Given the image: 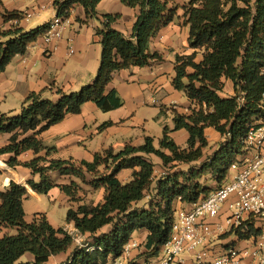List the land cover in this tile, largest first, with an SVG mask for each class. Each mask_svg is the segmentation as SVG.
I'll return each instance as SVG.
<instances>
[{
  "label": "trees",
  "instance_id": "obj_1",
  "mask_svg": "<svg viewBox=\"0 0 264 264\" xmlns=\"http://www.w3.org/2000/svg\"><path fill=\"white\" fill-rule=\"evenodd\" d=\"M100 1L55 0L54 5L58 16L70 17L72 10L81 6L88 17H95ZM121 2L138 10L132 35L126 37L114 28L120 14H103V25L96 32L102 45L101 63L91 83L71 93L59 89L57 100L32 92L18 114L0 112V134H9L8 143L0 147V158L7 156L9 167L23 166L38 176L27 180L36 193L52 201L62 193L77 204L66 216L76 233L55 227L45 212L35 213L28 221L24 206L27 186L12 180L0 191V226L14 231L0 237V264H107L122 256L136 231L147 232L141 256L153 257L169 239L179 205L187 208L223 185L232 164L246 152L243 139L260 114L264 94V0H190L184 7L185 24L194 52L176 55L173 86L183 91L193 106L188 112L172 110L174 127H164L159 147L152 137H146L138 146L97 152L93 161L52 157L56 148L44 144L39 137L42 132L66 115L80 113L87 102L103 112L122 107L119 92L109 89L115 73L164 60L161 53L150 49V43L175 20L178 5L174 0ZM21 14L4 10L3 18L7 22ZM48 26L0 29V74L16 55L24 54L42 37ZM199 52L202 59L197 61ZM227 81L233 93L223 96ZM112 124L107 121L99 128ZM209 127L222 139L205 154ZM180 129L189 134L186 147L170 135ZM29 151L34 156L20 160ZM150 155L161 159L165 174L155 175ZM126 170L131 171L128 180L120 178ZM203 178L214 184H206ZM85 185L102 191V199L87 202L81 196ZM260 232L249 225L246 232L238 229L222 238L236 235L245 239ZM78 238L82 242H77ZM26 253L32 254L33 260H23ZM61 253L66 258L52 263L51 258Z\"/></svg>",
  "mask_w": 264,
  "mask_h": 264
},
{
  "label": "crops",
  "instance_id": "obj_2",
  "mask_svg": "<svg viewBox=\"0 0 264 264\" xmlns=\"http://www.w3.org/2000/svg\"><path fill=\"white\" fill-rule=\"evenodd\" d=\"M54 1L0 0V29L22 27L25 30H29L28 23L30 18L47 9H51L50 17H47L37 26L50 23L57 16ZM174 2L177 5L179 4V0H174ZM181 5L184 6L185 3ZM4 10L19 11L24 14L31 13L32 15L30 18L21 20L17 25H13L8 21H4ZM97 12L96 17L101 22L103 14H120V18L113 24L114 28L126 37L132 35L138 13L137 9L126 8L121 0H102L97 5ZM182 12L183 7H179L175 20L167 27H164L151 40L150 49L164 56L162 62L146 67L148 71H139V66H135L115 73L109 89L115 88L119 92L124 100L122 107L103 112L95 103L87 102L80 113L66 115L61 122L52 125L39 135L45 145L56 148L52 155L53 158L93 161L97 152H102L106 149L119 151L127 145L138 146L144 143L146 137H152L155 146L159 147L163 134L159 135L148 129V119L139 116L137 111L144 104H152L155 108H160L161 114L167 115L170 113L173 120V109L179 112H188L189 108L193 106L192 101L186 94L173 86V78L176 74V59L173 60L172 56L194 52V49L189 47V26L185 25ZM180 19L182 20L181 24H179ZM88 20L89 17L85 9L77 6L72 10L69 24L66 25L60 40L47 45L44 39L40 37L28 46L24 54L16 55L11 60L5 71L0 74V112L12 115L18 114L24 101L32 92L41 93L44 98L57 100L60 96L58 94L59 89L65 93H71L78 91L77 89L81 85H86L83 84L85 80L91 78L93 72L99 69L102 54L100 46L96 44L100 42V37L93 30L95 23L90 26ZM83 24H88L89 26H87V30L82 36L79 27L82 28ZM98 28L101 27L98 26ZM201 59L202 54L199 53L196 60L200 61ZM69 60L71 61L70 64L67 63ZM66 65L71 68L75 65L80 67L81 70L78 73V75H81L79 76L80 78L76 77V73L64 71L63 68ZM84 73L87 76L83 77ZM232 93L233 86L227 81L223 96H229ZM12 104H14L13 109H11ZM17 106H20L18 113H9L16 110ZM107 121H111L113 124L100 129V125ZM164 127L159 130L160 134L164 131ZM205 132L209 141L208 147L204 149L205 154H207L216 147L222 136L212 127L207 128ZM170 135L178 145L187 146L189 134L185 129L172 131ZM8 139L9 134H0V147L6 145ZM33 156V152L29 151L21 155L20 160L27 161ZM6 157L0 158V168L2 170L0 174V191L4 190L12 180L26 185L29 195L24 202V206L28 221L33 219L35 213L45 212L55 227H65L71 233H76L77 231L72 223H68L66 220L64 225H59L47 211L39 208L37 204V202L43 200V196H46L50 202L55 203L64 194L59 193L56 195L55 200L52 201L49 196L38 194L34 191L37 196L35 198H39V200H35L32 196L34 193H30L31 190H29L27 180H37L38 176H34L30 169L23 166L9 167L5 162ZM149 158L155 164V175L160 176L166 173L159 157L150 155ZM130 176V170L123 171L120 174V178L124 180H128ZM90 194H92L93 198L95 197V202L100 201L103 197L102 191L92 189ZM67 199L69 208L77 207V204L71 202L69 197ZM7 233L12 234L14 231L0 226V237ZM146 236V231H136L131 240L136 241L138 246L132 249L128 256L112 259L114 264H137L140 260L144 261V256L139 258H136V256L144 252ZM65 258L66 254L61 253L53 256L51 262L58 263V261ZM22 259L33 260V255L26 253Z\"/></svg>",
  "mask_w": 264,
  "mask_h": 264
},
{
  "label": "built area",
  "instance_id": "obj_3",
  "mask_svg": "<svg viewBox=\"0 0 264 264\" xmlns=\"http://www.w3.org/2000/svg\"><path fill=\"white\" fill-rule=\"evenodd\" d=\"M31 15L22 13L8 22L17 25ZM67 24L69 17L57 15L42 35L44 42L50 45L60 40ZM243 141L246 152L232 164L234 175L207 197L179 207L169 239L142 264H264V94L260 114ZM249 225L261 232L245 239L222 238L238 229L246 232ZM137 246L130 240L122 256Z\"/></svg>",
  "mask_w": 264,
  "mask_h": 264
},
{
  "label": "rangeland",
  "instance_id": "obj_4",
  "mask_svg": "<svg viewBox=\"0 0 264 264\" xmlns=\"http://www.w3.org/2000/svg\"><path fill=\"white\" fill-rule=\"evenodd\" d=\"M189 1L190 0H179V4H178V7H180V8L183 7L182 17L184 18V23L186 21L185 8L184 7L186 5H188ZM184 3H185V5L182 6L181 4H184ZM125 7L128 8L129 6L125 5ZM129 8H131V7H129ZM50 12H51V9H47L45 11L40 12L38 15H33L30 18V21L28 23L29 29L32 28V27H36L37 25L41 24L47 17H50ZM178 20H179V18H178ZM92 23H95V28L96 29L93 28V30L95 31V34H96V30H98L97 29L98 26L102 27L103 24H102L101 20L98 17H96V16L95 17L94 16H90L89 17L88 24L90 26H92ZM181 23H182V20L180 19L179 24H181ZM88 24H83L82 28L79 27L80 28V33L82 34V36L85 34V31L87 30V26H89ZM176 25H178V24H176ZM96 44H98L100 46V49L102 50L101 43L97 42ZM199 53L202 54L201 52H199ZM172 58L174 60V59H176V56H172ZM67 63L70 64L71 61L69 60ZM146 67H149V66L139 67L138 70L139 71L140 70H142V71L147 70L148 71V68H146ZM63 69H64V71H67V72L76 73L77 74V76H76L77 78H80L79 76H81V75H78V73L81 70V68L78 67L77 65L73 66V68L69 67V65H66ZM97 71L98 70L93 72V75L91 76V78L86 79L83 84H88V83L92 82L94 80V78L96 77V75H97ZM85 76H87L86 73H84L83 77H85ZM81 86L77 89L78 91L81 89ZM12 105L13 106H12L11 109L14 108V104H12ZM19 109H20V106H17L16 110H13V111H11L9 113H14V114L18 113ZM171 109H173V108H171ZM137 114H139V116H141L142 118L148 119V124H147L148 125V129H150L152 132H156L159 135L163 134V131L160 134L159 130L163 129L164 126H169L170 128H173V120H172L171 114L170 113H168L167 115L166 114H161L160 113V108L159 109L155 108L152 104H144V105L140 106V108L137 111ZM87 156H89V154H87ZM184 168H186V166H184ZM232 175H234V171L231 170L228 176L231 177ZM205 178H206V176H205ZM205 178L202 179L203 182H205L208 185H213L214 184L212 181H210L208 179H205ZM29 190H31L30 193L31 192L34 193L32 195L33 198L37 197L35 195V192L31 188ZM90 192H91V189H89L85 185V188H83V192H82L83 194L81 196H84V198L88 202H91V201L95 200V197L93 198L91 196L92 194H90ZM35 200H39V198H35ZM37 204H38L39 208L47 211L59 225H64L65 224L66 216H67V212H68V208H69L68 199H67V197L65 195H61L55 203L50 202L49 199L46 196H43V200L37 202ZM28 211L30 212V210H28ZM223 237H227V235H225ZM82 240H83L82 238H78L77 242L78 241L82 242ZM139 257H141V253L136 256V258H139ZM143 262H144L143 260H140V261L137 262V264H142ZM107 264H114V262H113L112 259H109ZM122 264H126V263H122Z\"/></svg>",
  "mask_w": 264,
  "mask_h": 264
}]
</instances>
